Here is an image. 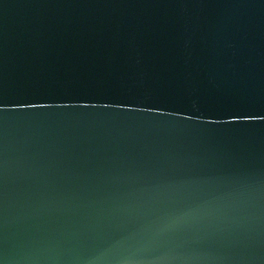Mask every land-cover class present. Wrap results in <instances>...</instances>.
Here are the masks:
<instances>
[{"label":"water","instance_id":"95a60500","mask_svg":"<svg viewBox=\"0 0 264 264\" xmlns=\"http://www.w3.org/2000/svg\"><path fill=\"white\" fill-rule=\"evenodd\" d=\"M0 264H264V0H0Z\"/></svg>","mask_w":264,"mask_h":264}]
</instances>
